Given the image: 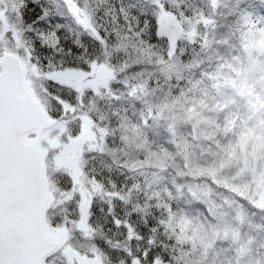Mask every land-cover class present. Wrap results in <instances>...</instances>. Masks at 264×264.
I'll return each instance as SVG.
<instances>
[{"label":"snow or ice","instance_id":"snow-or-ice-1","mask_svg":"<svg viewBox=\"0 0 264 264\" xmlns=\"http://www.w3.org/2000/svg\"><path fill=\"white\" fill-rule=\"evenodd\" d=\"M258 3L259 11L250 0H0V264H264V222L253 219L260 213L264 220V184L257 185L264 152L253 168L239 146L244 133L264 136V0ZM162 16L180 30L161 31ZM145 40L162 56L156 67L199 70L188 80L161 70L165 96L180 97L193 129L192 112L216 118L214 135L194 138L191 147L200 146L202 161H228L221 175L242 169L232 182L251 186L242 195L206 178L221 195L211 196L215 206L192 201L210 237L194 250L165 230L169 214L182 211L175 193L167 209L146 196V207L156 211H142L131 200L139 184L118 185L111 176L113 164L126 167L115 157L128 146L121 133L128 117L119 105L144 88L137 77ZM164 111L142 112L140 126L168 119ZM118 133L120 146L113 147L109 140ZM173 189L195 195L175 179ZM98 200L107 205L103 223L94 222ZM113 229L123 241L107 234ZM205 248L208 255L197 261Z\"/></svg>","mask_w":264,"mask_h":264},{"label":"trees","instance_id":"trees-1","mask_svg":"<svg viewBox=\"0 0 264 264\" xmlns=\"http://www.w3.org/2000/svg\"><path fill=\"white\" fill-rule=\"evenodd\" d=\"M250 3L254 6V10H260L258 0H250ZM249 41L251 45L254 43L252 40ZM144 44L145 47L139 49L140 56L138 57L144 65L143 76L137 77L138 81L143 82L144 88L142 91L138 90L136 98L129 99L125 97L119 105L121 115H127L128 117L121 129V133L127 138L128 146L123 151L116 152L115 157L118 162L126 164V167H118L117 164H113L111 176L118 185L132 184L134 182L139 184L140 190L132 193L131 200L133 204L139 202L142 211H156V207H146V196L158 197L152 203L167 209L168 198L175 193L178 196L177 206L182 211L179 214L174 212L169 214L165 222V230L169 236L175 237L178 243L190 244L194 250L197 245H207L210 237L209 232L205 229L204 223L200 219L202 215L199 211L200 205L192 203V201L199 199L215 206V201L211 199V196L217 195L219 199L221 195L217 194V190L211 186L206 178H218L221 184H226L229 189L242 195H247L251 186L249 181L242 178L236 183L232 182L237 176H242V169L232 175H229L227 171L221 175L220 168L227 167L228 161L225 160L223 164L220 161L215 163L202 161L199 154L200 146L191 147L194 138L207 140L214 135L210 126L216 124V118L192 112V115L197 118V128L193 129L186 123L187 117L182 115L185 111L184 104L182 102L177 103L180 97L165 96V85L168 81L159 75L161 70H163L165 75H182L184 80H188L190 77H198L200 74L199 70L187 71L179 64H176L175 67L164 65L163 69H160L156 67L164 64L160 52L158 50L153 51L147 45L146 40ZM221 51L225 56L231 55L228 49H221ZM133 55L135 56V52ZM204 67L211 71L208 65H204ZM239 70L237 69V71ZM150 77L152 79L159 78L160 84L149 85ZM172 83L175 85L176 81ZM180 84L185 88L187 87L183 80L180 81ZM153 86L157 87L158 90L156 92L151 91ZM198 95L197 93L196 97L189 96L187 99L198 98ZM149 108L154 111L164 108V115L168 119L153 121L151 127L143 128L139 124L141 113L143 112L147 115ZM189 111H192L191 108ZM201 121L205 122L203 126L200 124ZM113 122H116L115 119ZM119 137L120 133L115 138H110L109 143L113 147L120 146ZM176 145H180V147L177 148ZM186 145L188 147H185ZM204 150H208L206 146ZM230 155H234V152L230 153ZM100 159V157L97 159L98 168H102L99 163ZM102 159L106 163H110L107 156ZM186 165L191 167H186ZM174 179L178 185H190L191 191L195 195H189L187 192L180 193L178 189H173ZM117 206L118 208L123 207L121 205ZM101 209H105V211H101ZM106 209L107 205L98 200L95 205L96 216L94 222L103 223L105 221ZM248 212H255V209H249ZM259 214L256 213L253 217L254 221L259 219ZM139 220L138 216L134 217L133 223L139 225ZM149 220L151 221V216ZM109 226V224H105L106 231ZM140 230L142 231L143 229ZM107 234L113 240L123 241V236L117 234L115 229ZM220 247L222 245L217 243V248L219 249ZM207 255L208 250L205 248L203 255L197 256L195 259L202 261ZM215 255L216 253H212L213 257Z\"/></svg>","mask_w":264,"mask_h":264},{"label":"rangeland","instance_id":"rangeland-1","mask_svg":"<svg viewBox=\"0 0 264 264\" xmlns=\"http://www.w3.org/2000/svg\"><path fill=\"white\" fill-rule=\"evenodd\" d=\"M161 24V31L167 33H175L179 29V24L174 19H169L168 16H162L160 20ZM254 43L258 46L262 45V42L260 40H255ZM249 44L251 45L250 41ZM101 78L105 75L104 73H101ZM251 141V150L248 148V143ZM102 143V140H101ZM93 147H95V139L93 138ZM240 146V157L246 158L247 156L252 157V166L255 167V160L258 157V155L261 152H264V136L261 135H253L251 131L244 133L239 141ZM258 186L260 184H264V176H262L258 182ZM255 222L261 223L264 222V220H261V214H259V219Z\"/></svg>","mask_w":264,"mask_h":264}]
</instances>
